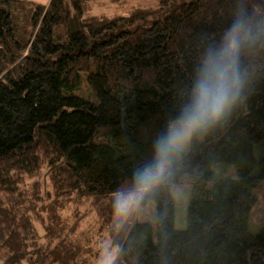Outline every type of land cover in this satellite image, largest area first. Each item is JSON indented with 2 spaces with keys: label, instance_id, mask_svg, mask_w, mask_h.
Returning <instances> with one entry per match:
<instances>
[{
  "label": "trees",
  "instance_id": "1",
  "mask_svg": "<svg viewBox=\"0 0 264 264\" xmlns=\"http://www.w3.org/2000/svg\"><path fill=\"white\" fill-rule=\"evenodd\" d=\"M97 1L0 0V264H92L102 239L113 264H264V224L247 227L264 181V48L245 58L244 104L176 166L173 184L193 187L186 230L170 186L126 214L114 196L152 162L206 47L239 8L264 18V0L91 15ZM223 166L239 177L218 179ZM150 201L156 234L139 219Z\"/></svg>",
  "mask_w": 264,
  "mask_h": 264
},
{
  "label": "clouds",
  "instance_id": "2",
  "mask_svg": "<svg viewBox=\"0 0 264 264\" xmlns=\"http://www.w3.org/2000/svg\"><path fill=\"white\" fill-rule=\"evenodd\" d=\"M258 48H264V18L239 8L219 40L203 51L178 114L153 144L152 162L134 174V191L114 194L118 214L139 206L163 186L178 192L173 180L184 154L194 141L227 123L246 101L251 73L245 58ZM101 264L113 260L107 257Z\"/></svg>",
  "mask_w": 264,
  "mask_h": 264
},
{
  "label": "rangeland",
  "instance_id": "3",
  "mask_svg": "<svg viewBox=\"0 0 264 264\" xmlns=\"http://www.w3.org/2000/svg\"><path fill=\"white\" fill-rule=\"evenodd\" d=\"M39 4H48L51 0H29ZM159 0H98L94 3V9L90 13L91 15H107L113 16L117 14H126L135 6L142 7H155L158 5ZM85 91L87 88H85ZM190 150V148H189ZM188 150V151H189ZM257 159L260 158L258 149L255 151ZM218 179H237L238 169L236 166H223L221 171L218 172ZM175 188L178 190L173 196L176 201V213H175V229L179 231L186 230L188 227V208L193 198V187L192 185H176ZM259 195V203L253 210L252 216L247 223V227L250 233L257 234L264 224V181L261 182L259 188L256 190ZM140 222L151 224L156 234L157 228V212L156 205L154 202H148L144 207L141 208ZM92 223V219L90 220ZM91 227L90 224H87ZM86 226L84 228L87 237H91L92 234L90 229ZM95 247V245H94ZM97 256L92 260V264H101V261L107 257H111L114 260L116 251L111 248L109 242L102 239L101 243L96 245Z\"/></svg>",
  "mask_w": 264,
  "mask_h": 264
}]
</instances>
